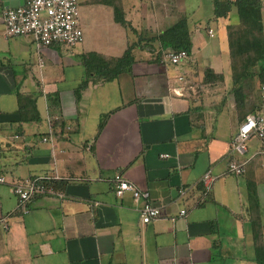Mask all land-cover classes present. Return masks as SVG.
Returning <instances> with one entry per match:
<instances>
[{"label":"crops","instance_id":"obj_1","mask_svg":"<svg viewBox=\"0 0 264 264\" xmlns=\"http://www.w3.org/2000/svg\"><path fill=\"white\" fill-rule=\"evenodd\" d=\"M24 1L0 0V264L264 258V144L251 137L243 155L230 153L238 125L264 94L263 83L249 105L243 87L236 106L228 38L236 7L223 18L213 0H85L92 10L80 15L84 39L68 48L4 36V7ZM261 18L264 35L262 2ZM180 19L191 49L178 68L161 62L169 48L158 35ZM127 50L131 60L118 63ZM206 69L214 75L206 78ZM179 73L183 95L171 89ZM230 159L244 163L242 174L227 171ZM117 174L148 193L158 218L141 222L143 200L117 196ZM34 177L62 196L39 195L23 211L12 184Z\"/></svg>","mask_w":264,"mask_h":264},{"label":"built area","instance_id":"obj_2","mask_svg":"<svg viewBox=\"0 0 264 264\" xmlns=\"http://www.w3.org/2000/svg\"><path fill=\"white\" fill-rule=\"evenodd\" d=\"M261 2L264 3V0ZM2 14L5 37L29 36L37 46L57 43L68 48L80 44L84 39L79 20V0H25L20 5L4 7ZM187 59L188 53L185 50H168L161 55L162 63L178 68ZM175 81L177 84L171 87L172 91L177 95H183V74H177ZM251 137H257L264 144V94L259 108L246 114L244 120L238 125L230 141V153L243 155L246 151L245 143ZM46 139L43 138V140ZM244 169L242 161L230 159L227 163V171L230 173L240 175ZM2 181L4 178L0 177V182ZM113 181L117 196H122L124 192L129 191L136 201L143 200L139 209L142 223H149L160 216V207L149 202L147 192L140 191L119 174L114 176ZM202 181L208 191L213 181L209 171L203 174ZM53 187V183L43 177L28 178L13 183L12 191L17 198V208L27 211L26 206L29 201L39 195L62 196L61 192H56ZM185 212V209L180 210L181 215Z\"/></svg>","mask_w":264,"mask_h":264},{"label":"trees","instance_id":"obj_3","mask_svg":"<svg viewBox=\"0 0 264 264\" xmlns=\"http://www.w3.org/2000/svg\"><path fill=\"white\" fill-rule=\"evenodd\" d=\"M233 6L236 7L239 23L230 26L228 38L234 81L240 82L236 88L234 87L236 106L240 108L243 103V80L252 78L255 74L261 78L260 84L264 83V65L259 63L264 60V35L260 0H213L214 16L227 17ZM114 14L117 21L128 25L117 8L114 9ZM158 39L163 48H169L171 51L185 50L189 53L191 49L188 25L183 19L177 20L161 32ZM125 60H131L129 50L118 60V63ZM205 71L206 78L214 75L211 69ZM257 264H264V258L260 253L257 255Z\"/></svg>","mask_w":264,"mask_h":264},{"label":"rangeland","instance_id":"obj_4","mask_svg":"<svg viewBox=\"0 0 264 264\" xmlns=\"http://www.w3.org/2000/svg\"><path fill=\"white\" fill-rule=\"evenodd\" d=\"M206 4L208 6V0H206ZM91 8L92 6H88L85 0H79V19H80V15H81V19L85 18L89 14V12H91L92 10ZM101 8L102 9H100V11L104 12V7ZM105 10H108L107 14H110L111 8ZM190 24H193V21L190 20ZM205 24H207V22H205ZM262 63L264 65V60L261 61V64ZM260 80L261 78H259L258 76H254V78L248 79L247 82L243 84L244 89H246L249 93L248 95L251 96L250 101L248 102L249 105L252 103L253 99L254 101H256L257 97L261 95ZM188 81L190 80L188 79ZM253 138L258 139L257 137H253ZM245 144H248V142H246Z\"/></svg>","mask_w":264,"mask_h":264}]
</instances>
